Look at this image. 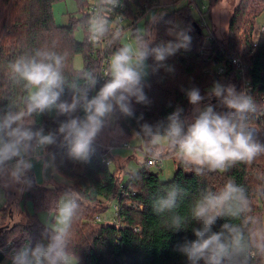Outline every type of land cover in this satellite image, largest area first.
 Returning a JSON list of instances; mask_svg holds the SVG:
<instances>
[{
  "label": "clouds",
  "instance_id": "9594fccd",
  "mask_svg": "<svg viewBox=\"0 0 264 264\" xmlns=\"http://www.w3.org/2000/svg\"><path fill=\"white\" fill-rule=\"evenodd\" d=\"M121 6V0H97L81 24L88 43L107 40L117 45L103 76L88 69L69 73V54L50 48L34 49L9 63V79L22 95L0 106V190L22 194L31 189L38 166L56 167L53 147L63 149L73 161L89 162L98 137L121 118L137 120L133 134L145 158L159 161L170 155L195 176L226 173L264 155V142L249 124L258 105L247 88L238 90L234 84L214 81L206 96L193 86L184 90L193 106L190 116L178 106L164 120L140 123L143 115L135 116L133 102H150L144 90L148 77L161 69L174 71L166 61L189 50L192 37L189 28L175 25L168 29L172 39L157 42V26L171 22L164 21L166 11L149 10L146 23L129 30L126 42L120 43L123 30L113 27L111 14ZM66 91L70 99H63ZM206 98L218 103L201 106ZM45 115L54 119L55 128L36 122ZM131 175L139 179L138 173ZM187 196L181 184L168 183L151 205L169 232L193 233L195 239H185L176 249L187 264H250L254 258L264 259V217L254 213L253 196L244 185L230 178L215 190L206 188L181 214L178 209ZM261 197L264 186L255 189V198ZM80 211L81 197L65 191L42 224L40 239L14 250L11 264H78L72 230ZM220 220L224 222L214 230Z\"/></svg>",
  "mask_w": 264,
  "mask_h": 264
},
{
  "label": "trees",
  "instance_id": "16d2710c",
  "mask_svg": "<svg viewBox=\"0 0 264 264\" xmlns=\"http://www.w3.org/2000/svg\"><path fill=\"white\" fill-rule=\"evenodd\" d=\"M60 0H0V106L22 95L8 76V65L18 56L37 48H50L69 54L68 72L94 70L103 76L109 57L117 45H110L106 40L104 46L77 41L75 30L87 17L84 13L88 0H77L82 13L80 18H73L67 26H58L55 22L52 5ZM127 7L126 18L131 22L132 30L146 16L147 12L159 5V0H121ZM209 0L208 11L217 4ZM193 1L178 7L166 15L157 26V42L170 40L168 29L176 25V18L182 22V28L190 29L192 37L189 50H181L170 57L166 63L174 71L164 69L151 74L147 80L145 93L149 99L147 105L135 104V116L143 115L140 123L154 124L164 120L178 106L185 115H190L192 105L185 95L186 89L198 87L201 95L211 87L214 81L232 83L237 89L244 88L249 82L250 93L258 105V111L250 121V127L258 130L257 138L264 142V32L260 35L257 46L253 45L255 24L264 11V0H240L234 9L228 26V39L222 44L213 33L206 32L202 23L192 17ZM127 29L124 28L123 32ZM86 37V36H85ZM121 43V41H120ZM83 56L82 69H75L76 55ZM234 58L241 60V71L234 63ZM149 63H152L151 59ZM223 73H217L219 67ZM102 82V81H101ZM63 99H70L66 91ZM59 119H64L60 117ZM37 123L45 128H55L56 123L48 115L37 118ZM127 138H133V131L138 129L135 118H121L117 122ZM56 153L55 172L70 181L66 188L49 187L39 184L23 192L24 205L31 204L33 214L27 213L19 223L10 224L13 210L12 198L2 206L3 215L0 222V246L11 243V248L19 249L24 243L33 244L40 239L42 222L38 215L42 211L53 214L59 198L67 190H72L81 197V211L73 224L72 244L78 256V264H187L186 258L176 249L185 239H195L191 230L169 232L163 219L154 214L152 199L160 187L168 183H179L188 192L178 211L187 212L189 205L204 189L215 190L232 178L244 185L253 196V211L264 217V197L255 198V189L264 186V155L252 164H238L226 173H209L195 176L177 163L174 177L163 181L160 172H153L147 163L136 171L139 179L132 177L133 172L126 173L127 180L120 181L117 170L111 169L104 161L106 151L96 147L95 153L87 163L67 158L63 149L53 147ZM80 170V172H78ZM118 206L114 223H97L96 216ZM217 222L218 230L220 224ZM8 256L0 253V264ZM10 263V261L8 262ZM250 264H264L259 257Z\"/></svg>",
  "mask_w": 264,
  "mask_h": 264
},
{
  "label": "rangeland",
  "instance_id": "374dc122",
  "mask_svg": "<svg viewBox=\"0 0 264 264\" xmlns=\"http://www.w3.org/2000/svg\"><path fill=\"white\" fill-rule=\"evenodd\" d=\"M192 2V17L197 22L202 23L205 27L206 32H211L214 34L215 38L220 41V43L224 44L228 39V26L231 20V15L234 11V9L239 5L240 0H216L217 6L211 10V12L208 11L207 8H209V0H159V5L151 9V11L155 12H161L166 11L167 15L174 12L175 9L178 7L183 6L184 4H187L188 2ZM52 10L54 13L55 22L58 26H67L70 23L71 19L80 18L82 13L80 12V9L78 8L77 0H60L52 5ZM149 12V11H148ZM147 12V13H148ZM147 20V14L146 16L141 20V22L138 24V27L143 26L146 23ZM128 22V21H127ZM131 22L129 21L126 23L127 29L123 32V39L121 40V43L126 42V37L129 34V30H132ZM264 24V11L259 15V19H257L255 24V30L260 25ZM176 25L182 27V22L176 18ZM74 37H76L77 41L83 42L85 41V33L81 26H79L75 30ZM74 66L75 69H82L84 67L83 65V56L81 54L76 55V58L74 60ZM150 76L148 77V79ZM147 79V80H148ZM224 84H232V83H224ZM210 89L207 88L205 93L202 94L203 96H206L207 91ZM211 102L213 105H216L218 102L215 98H213L211 101H209L207 98L202 102L201 106ZM134 112L136 110V106L133 103ZM193 110V107H192ZM221 110V109H217ZM192 113V112H191ZM191 115V114H190ZM189 115V116H190ZM50 117V116H48ZM52 118V117H50ZM51 127V126H50ZM50 127H47L46 129H49ZM256 136H258V130L255 127H251ZM99 141L96 142L95 147L102 149L104 151H111L113 147L115 148L116 152L123 151L124 157L126 158V163L128 164L125 167H120L125 163L118 164L117 160L110 163V153H106V157L109 160V163L111 165V169L117 170V175L120 178L121 182H124L127 180L126 173L130 172H136L138 169L142 167L143 162L147 159L145 158L142 146L140 143V140L138 137L133 138H127V135L123 133L121 134V128L117 124L112 129H106L104 132L101 133V135L98 137ZM97 139V140H98ZM111 140L114 142L111 143ZM126 143V144H125ZM119 146V147H118ZM116 152H113L112 154L116 156ZM119 155L121 153H118ZM118 155V156H119ZM162 163L160 165H152L150 167V170L153 172L159 171L160 177L163 181L170 180L174 176V173L176 172L177 167V160L174 157L166 156L162 158ZM126 173L122 171L125 170ZM53 168L50 167L46 170H41L40 167H37L36 171V181L39 184L47 185L49 187H60V188H66L70 185L69 180H65L61 176H59L55 170H52ZM54 171V172H53ZM80 172V170H78ZM54 174L53 177L51 175ZM12 198L13 204H12V210L13 215L11 219L10 224L19 223L23 217L27 213L33 214V209L31 208V204L27 203L24 205L23 202V195L20 193H17L15 190L9 189V190H0V207ZM113 205L110 208L109 211L105 213H100L96 216V222L97 223H110V220H114L115 214L113 213ZM50 214L47 211H42L39 213L38 217L42 223L47 221L50 216ZM101 216V221L97 220V217ZM9 259L5 258L2 264H9Z\"/></svg>",
  "mask_w": 264,
  "mask_h": 264
},
{
  "label": "built area",
  "instance_id": "2783aa9c",
  "mask_svg": "<svg viewBox=\"0 0 264 264\" xmlns=\"http://www.w3.org/2000/svg\"><path fill=\"white\" fill-rule=\"evenodd\" d=\"M183 1V0H182ZM89 2V5L88 7L86 8V10L84 11V13L88 16L90 15L94 10H95V6L97 4V0H88ZM126 10H127V7L122 3V6L118 9H116L115 12H113L111 14V18H112V24H113V27L114 28H120V29H124L126 28V23H128L129 21L127 20L126 18V15L124 13H126ZM128 21V22H127ZM131 24V23H130ZM255 34H254V41H253V45H255V47L257 46V42L258 40L260 39V35L264 32V24H260L256 30H255ZM106 43V40L105 41H102L98 44H95V46H98V45H101V46H104ZM234 63L237 65L238 69L241 71V60L239 58H234ZM106 71V69H105ZM104 71V72H105ZM224 72V67H219L217 69V73L221 74ZM244 88H247L249 90H251V86L249 84V82H247L246 84H244ZM107 155H105V159L104 161L106 162V164H109V160L107 159L106 157ZM162 159L159 160V161H152V160H149L147 159V163L148 165L151 167L152 165H160L162 162ZM113 213L115 214V218L117 217V210H118V206H115L113 205ZM2 215H3V211L1 210V207H0V222H1V218H2ZM115 218L114 220H110V223H114L115 222ZM97 220L98 221H101V216H98L97 217ZM16 250L15 248H11V243H7L6 245L4 246H0V253H4L8 256V259L10 261L9 264H11V254L13 253V251Z\"/></svg>",
  "mask_w": 264,
  "mask_h": 264
},
{
  "label": "crops",
  "instance_id": "0c3cea01",
  "mask_svg": "<svg viewBox=\"0 0 264 264\" xmlns=\"http://www.w3.org/2000/svg\"><path fill=\"white\" fill-rule=\"evenodd\" d=\"M98 141H99V139L96 142H98ZM111 143L114 144V142L112 140H111ZM115 148H117V147L114 146L113 149H111V151H109V150L107 151L108 153H110V157H111L110 158V161H111L110 163H112V162H114V161L117 160L118 164L125 163L123 165L121 164L122 165V166H120L121 168L127 166L128 164L126 163V158L124 157L123 151L122 152H120V151H117L116 152ZM113 152H116L117 153L116 156L112 154ZM118 153H121V154L119 155ZM169 157L172 158V156H170V155H169ZM52 170H54V168ZM122 171H124V173H126V168H125V170L123 169ZM53 176H54V174L51 175V177H53Z\"/></svg>",
  "mask_w": 264,
  "mask_h": 264
}]
</instances>
